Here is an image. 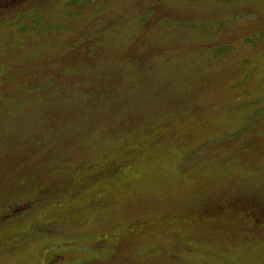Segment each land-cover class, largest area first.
I'll use <instances>...</instances> for the list:
<instances>
[{"label":"rangeland","instance_id":"1","mask_svg":"<svg viewBox=\"0 0 264 264\" xmlns=\"http://www.w3.org/2000/svg\"><path fill=\"white\" fill-rule=\"evenodd\" d=\"M4 2L0 264H264V0Z\"/></svg>","mask_w":264,"mask_h":264},{"label":"flooded vegetation","instance_id":"2","mask_svg":"<svg viewBox=\"0 0 264 264\" xmlns=\"http://www.w3.org/2000/svg\"><path fill=\"white\" fill-rule=\"evenodd\" d=\"M4 1H5V0H4ZM4 1L2 2V0H0V2H1V3H4L5 5H9V6L15 5V4H11V3L7 4V3H5ZM18 1H19V0H18ZM3 7H4V6H3L2 4H0V9L3 8ZM19 14H20V13H18L17 15H19ZM17 15H15V16H17ZM13 18H14V17H13Z\"/></svg>","mask_w":264,"mask_h":264}]
</instances>
